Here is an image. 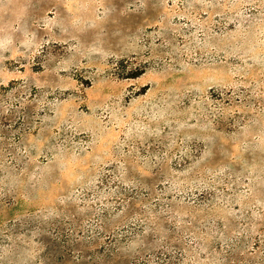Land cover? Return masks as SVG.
Here are the masks:
<instances>
[{
	"label": "rangeland",
	"instance_id": "374dc122",
	"mask_svg": "<svg viewBox=\"0 0 264 264\" xmlns=\"http://www.w3.org/2000/svg\"><path fill=\"white\" fill-rule=\"evenodd\" d=\"M0 264H264V0H0Z\"/></svg>",
	"mask_w": 264,
	"mask_h": 264
}]
</instances>
